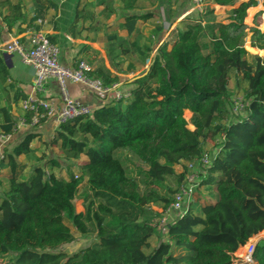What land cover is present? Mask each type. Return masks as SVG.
Listing matches in <instances>:
<instances>
[{"label": "trees", "instance_id": "trees-1", "mask_svg": "<svg viewBox=\"0 0 264 264\" xmlns=\"http://www.w3.org/2000/svg\"><path fill=\"white\" fill-rule=\"evenodd\" d=\"M29 1L35 18L44 19L48 9L57 8L51 0ZM118 1L124 11H132L139 0ZM236 1L214 0L230 6ZM0 8L8 29L24 17L19 1L0 0ZM246 10L247 5L239 2L224 21L205 22L206 10L196 18L185 17L184 27L168 34L145 71L130 81L127 100H111L57 125L51 139L42 143L57 147L68 163L84 156L78 174L46 175L37 165L24 175L17 157L36 151L30 146L40 138L35 131L4 151L0 171L6 170L2 174L7 184L0 196V255L14 253L13 264H231L243 247L263 236L264 59L259 52L264 51V23L260 28L256 24L259 12L250 28L249 46L255 53L248 60ZM152 17L149 12H132L123 17L122 26L130 34L137 21ZM203 37L210 44L206 52ZM84 48L72 58L73 65ZM230 71L245 81L247 105L241 117L225 122ZM86 75L105 85L118 80L100 67ZM9 78L0 53V85L10 86ZM12 90L14 101L26 97L21 89ZM185 110L191 113L193 129L187 127ZM0 117L3 134H12L15 123L4 106ZM216 137L221 140L219 149L194 188L193 199L181 215L159 229L155 223L160 212L152 205L162 203L163 209L173 195L164 197L153 186L166 177L182 181L184 174L175 175L174 167L198 158L203 144ZM120 150L146 166L143 189L129 175ZM45 166L59 167V159L51 158ZM203 185L210 186V195L200 194ZM80 188L83 209L77 211L74 199ZM72 228L81 235L94 232L96 239L72 254L52 251L73 240ZM159 230H164L165 240L146 251ZM253 257L254 264H264V239L254 245Z\"/></svg>", "mask_w": 264, "mask_h": 264}, {"label": "rangeland", "instance_id": "rangeland-1", "mask_svg": "<svg viewBox=\"0 0 264 264\" xmlns=\"http://www.w3.org/2000/svg\"><path fill=\"white\" fill-rule=\"evenodd\" d=\"M12 1H19L21 3L25 12L24 16L27 17V26H34L33 21L35 18L30 15L32 12L26 13L27 10L30 11L31 2L29 0ZM71 1L72 0H65L64 5H68ZM74 1L78 10L75 24L70 33L73 38L71 44L77 45L79 50L85 47L84 50L78 54L76 61H84L91 70L100 67L101 69L110 71L112 74H114V72L120 73V75H114H116L118 79H121V82L125 85H128L135 76L140 75L145 71V68L148 66L150 60L154 57L155 52L157 51L156 48H158L163 41V37L165 39L168 38L175 28H183V19L185 17L196 18L201 14L196 9L193 10L191 4L187 0H139L137 7L132 11H124L118 0H106L104 5H100L98 0ZM203 1V11L206 10V14H203L205 22L224 21L228 16L229 10L234 5L239 2H244L247 5L246 17L244 18V23H246L244 45L249 51L247 58L248 60H251L255 50L249 46L251 34L250 28L253 25L254 18L259 12H261V14L256 24L259 27V24L264 23V6L262 0H237L233 6L219 5L215 3L214 0ZM132 12H149L153 17L147 21H137L134 31L128 34L122 26L123 17ZM247 18H249V22H246ZM167 31L170 35H166ZM160 39L161 41L158 43ZM201 43L204 52H206L210 47L208 38L203 37ZM169 47L170 46L168 45V48ZM259 55L264 59V51L262 53L260 51ZM228 82L230 101L227 103V106H229V103L232 101L231 97L235 98L239 95L244 96V90L246 88V83L241 78V75L234 71H230ZM13 88H18L15 82L6 87L0 85V107L4 106L9 110L15 125H17L22 119L23 113L19 106L21 99L18 101H14L13 99ZM37 96L43 98L41 97L42 93ZM244 113L245 112L242 111L235 115L233 112H228L225 122L231 121L236 117H241ZM26 117H28V115H26ZM184 117L187 120V127L193 129L190 120L191 113L188 110L184 111ZM52 120L53 117L45 118L43 121L38 122L32 127H15L11 136L9 137L7 135L6 139L2 141L5 143L1 145L0 157L3 155L4 151H11L12 147L27 132H38V130L41 129L42 132H38L40 133L39 140L35 139L30 143V146L35 147L36 151L27 157L21 155L20 160H18L17 157V160L24 165L23 174L27 175L37 165L44 167L46 175L51 171L56 175L64 176H66L65 174L67 171H72L75 174H78L79 165L82 161L80 159H83L84 156H81L79 160L73 163H68L61 159L57 147H51L48 144L43 145L42 143V141H46L45 143H47L56 131V125ZM2 135L4 134L0 129V137ZM220 142V137H216L212 142L203 144L201 154L206 153L212 161L219 149ZM118 154L122 158L129 175L135 177L140 184V188L143 189L144 186L141 181L145 179L144 172L146 171V166L137 157L133 156L126 150H120L118 151ZM51 158L59 159L60 166L52 169L49 166H45L47 161ZM207 168L208 167H203L201 165L196 166L195 175L198 182L205 174ZM2 171L5 173L6 170ZM173 171L175 175L181 173L185 174L186 170L184 162H180V164L176 165ZM3 172L0 171V196L6 189L7 184L6 177L2 174ZM179 182L181 181H178L175 177H166L161 183L153 187L164 197L171 198L174 190L178 187ZM81 191L82 189L80 188L78 195L74 199L75 209L77 211L83 209ZM199 191L202 196H208L212 193L210 186L207 185L201 186ZM152 208L159 211L162 209V203L153 204ZM155 224L157 225V222ZM157 232L158 233L150 238V246L146 251H149L159 241L165 240L164 230H159ZM72 233L73 240L70 243L61 245L52 251H63L67 254H72L89 245L96 239L94 232L81 235L72 228ZM259 237H264V235L256 238L258 239ZM14 256V253L0 255V264H13Z\"/></svg>", "mask_w": 264, "mask_h": 264}, {"label": "built area", "instance_id": "built-area-1", "mask_svg": "<svg viewBox=\"0 0 264 264\" xmlns=\"http://www.w3.org/2000/svg\"><path fill=\"white\" fill-rule=\"evenodd\" d=\"M187 1L191 4L193 10L196 9L199 13L204 12L203 0ZM35 23L42 25L44 20L37 18ZM166 35H168V31ZM0 53L16 54L21 62L30 66L33 71L31 94H27L19 102L23 117L15 125L17 128L20 126L32 127L42 117L50 118L52 116L55 124L59 125L80 115L90 114L94 108L70 96L66 88L68 83L84 84L92 93L103 97L107 96L111 100L125 101L130 97V91L120 88L121 83L119 82L114 81L105 85L97 77H88L86 71L91 70V68L84 61H78L76 65L72 66L62 63L58 44L51 40L48 33L40 28H34L30 31L25 41H21L16 37L7 43H0ZM50 78L55 79L61 93L60 104L55 108L37 96L44 93ZM236 97H231L232 101L228 106V112H233L235 115L244 111L247 105L242 95ZM6 137L7 135L4 134L0 137V140L3 141ZM211 162V158L206 153H202L198 158L184 162L186 173L181 183L176 188L170 203L159 210L160 215L157 220L159 229L170 223L176 216L181 215L186 209V205L192 200L193 190L198 184L195 175L196 166L208 167ZM256 239L254 238V240L243 247L239 256L233 259L231 264H254V245L258 239H264V237Z\"/></svg>", "mask_w": 264, "mask_h": 264}, {"label": "crops", "instance_id": "crops-1", "mask_svg": "<svg viewBox=\"0 0 264 264\" xmlns=\"http://www.w3.org/2000/svg\"><path fill=\"white\" fill-rule=\"evenodd\" d=\"M51 1H53L57 5V8L56 10H54L53 8L47 10V12L45 13V17L43 19L44 23L42 25H37L35 23V20L37 18L34 17L33 6L30 3L31 6L30 11L27 10L26 13L32 12L30 13V15L35 18L33 21L34 26L32 27L27 26L26 23L27 17L24 16L22 17V20L20 22L16 23L15 25H13L11 28L8 29L2 20V14L4 13V10L0 8V43H7L11 39L16 37L19 38L21 41H25L28 38L30 31H32L34 28H40L46 33H48L49 36H53L54 38L53 41H55L60 47L61 62L64 63L65 65L72 66L73 65L72 58L77 54L79 50L78 49L79 47L77 45L71 44L73 38L71 37L70 34L71 29L73 27V16L76 7L75 1L72 0L71 3H69L68 5H64L65 0H51ZM22 11L24 12L23 6H22ZM162 39L165 40L164 37ZM160 41L161 39L158 41V43ZM6 64L8 65V69H9V76H10L9 81L15 82L16 86L19 89H21L24 94L26 95L31 94V79L33 73L32 68L22 63L16 54H10V58L8 59V62ZM114 74L120 75V73L117 72H114ZM116 82L121 83L120 88L122 89L130 90L133 87L132 83H129L128 85L123 84L121 82V79H118ZM66 88L70 96L78 99L82 103L93 106V108H97L108 102H111V99L107 96L103 97L95 93H92L84 84L68 83ZM42 97H43L42 99L47 101L52 107L55 108L59 106L61 101V93L55 79L53 78L49 79L45 87V91L42 94ZM52 121L55 123L54 119ZM38 132H42V130L40 129L38 130ZM8 136L10 137L11 134H9ZM3 143L5 142L0 141V150L2 147L1 145ZM20 156H18V160H20ZM80 160H82L81 162H83L84 158Z\"/></svg>", "mask_w": 264, "mask_h": 264}, {"label": "water", "instance_id": "water-1", "mask_svg": "<svg viewBox=\"0 0 264 264\" xmlns=\"http://www.w3.org/2000/svg\"><path fill=\"white\" fill-rule=\"evenodd\" d=\"M3 58H4L5 63H7V62H8V59L10 58V54H8V53H4V54H3ZM7 66H8V65H7Z\"/></svg>", "mask_w": 264, "mask_h": 264}]
</instances>
